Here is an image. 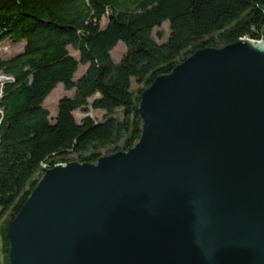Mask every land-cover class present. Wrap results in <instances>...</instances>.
<instances>
[{"label": "water", "instance_id": "obj_1", "mask_svg": "<svg viewBox=\"0 0 264 264\" xmlns=\"http://www.w3.org/2000/svg\"><path fill=\"white\" fill-rule=\"evenodd\" d=\"M205 48L140 99L138 142L46 170L9 264H264V42Z\"/></svg>", "mask_w": 264, "mask_h": 264}, {"label": "trees", "instance_id": "obj_2", "mask_svg": "<svg viewBox=\"0 0 264 264\" xmlns=\"http://www.w3.org/2000/svg\"><path fill=\"white\" fill-rule=\"evenodd\" d=\"M164 22L170 33L159 44L151 35ZM239 38L264 41V0H0V43L24 44L0 60L10 78L0 85V264H9L6 229L46 170L128 151L140 139L139 103L153 81ZM119 42L127 52L115 64ZM79 65L88 68L75 81ZM58 85L73 95L51 119L44 102ZM77 112L86 116L77 120Z\"/></svg>", "mask_w": 264, "mask_h": 264}, {"label": "rangeland", "instance_id": "obj_3", "mask_svg": "<svg viewBox=\"0 0 264 264\" xmlns=\"http://www.w3.org/2000/svg\"><path fill=\"white\" fill-rule=\"evenodd\" d=\"M170 33V27L168 22H164L160 27H156L152 32V38L154 41H156L159 44L165 43L168 40ZM260 43H255L254 45H258ZM24 44H12L9 40H4L0 43V60H6L9 59L19 53L22 52ZM70 52L72 54H75L72 49H70ZM127 52V48L124 45V43L119 42L116 47L110 52V57L112 61L117 64L121 61L123 55ZM88 65H79V68L77 72L75 73L74 80L76 81L79 79L87 70ZM8 78L5 77L0 72V85H2L5 81H7ZM135 83L133 82L132 88L134 89ZM73 91H67L62 85H58L57 88H55L49 96L46 98L44 102V107L48 110L50 114V118H55L57 115V103L62 97H72ZM87 116L98 120L101 122L104 119L105 112L102 110H93L89 109ZM85 114L81 112H77L75 117L77 120L82 118L83 116H86ZM73 161H75V157L71 158ZM78 163V162H77Z\"/></svg>", "mask_w": 264, "mask_h": 264}, {"label": "built area", "instance_id": "obj_4", "mask_svg": "<svg viewBox=\"0 0 264 264\" xmlns=\"http://www.w3.org/2000/svg\"><path fill=\"white\" fill-rule=\"evenodd\" d=\"M262 42H264V41H262ZM259 43H261V42H259ZM8 80H10V78H8ZM42 169H43V170H46L47 168H46V166L43 165V166H42Z\"/></svg>", "mask_w": 264, "mask_h": 264}]
</instances>
